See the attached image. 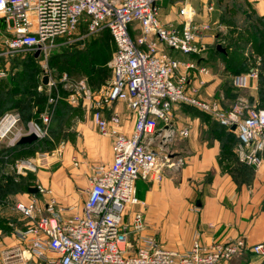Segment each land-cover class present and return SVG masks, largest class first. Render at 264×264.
I'll use <instances>...</instances> for the list:
<instances>
[{"label": "built area", "instance_id": "1", "mask_svg": "<svg viewBox=\"0 0 264 264\" xmlns=\"http://www.w3.org/2000/svg\"><path fill=\"white\" fill-rule=\"evenodd\" d=\"M164 1L0 0V21L5 25L0 32V79L7 73L9 58L38 53L41 86L47 89L39 121L23 125L14 111L0 117V149L11 148L31 134L37 140L45 138L63 89L69 104L82 103L92 113L97 132L110 140L112 152L109 164L93 168L80 212L60 205L51 190L41 187L36 189L45 200L32 197L16 204L26 222L15 233L22 248L8 252L7 259L17 258L21 264H220L249 251L264 260V241L248 246L242 237L209 245L195 240L180 253L145 234V203L137 197L136 185L138 181L160 182L166 169L176 171L182 166L170 154H161L176 135L171 128L176 106H191L230 131L235 126L238 162L254 169L264 162V108L251 109L238 102L223 109L219 101L200 99L198 93L210 69L171 55L174 51L203 56L206 40L217 38L212 32L225 29L213 21H197L199 13L216 12L215 1L176 0L181 22L162 24L159 14ZM80 24L85 25L87 36L108 30L115 45L108 64L112 76L99 93L84 80L72 81L65 73L56 78L47 69L52 52L66 45ZM63 38L68 40L63 42ZM189 73L193 79L188 78ZM255 73L232 77V86L246 88ZM44 77L46 84L42 83ZM116 103L124 104L134 117L129 134L121 130V115L112 111ZM108 111L112 112L106 115ZM190 131L191 126L186 125L178 135L186 138ZM73 164L77 166L78 161L73 159ZM9 166L16 175L33 171L22 161ZM132 207L139 208L127 213Z\"/></svg>", "mask_w": 264, "mask_h": 264}, {"label": "crops", "instance_id": "2", "mask_svg": "<svg viewBox=\"0 0 264 264\" xmlns=\"http://www.w3.org/2000/svg\"><path fill=\"white\" fill-rule=\"evenodd\" d=\"M246 1L254 13L264 16V0ZM175 3L176 0L163 2L159 14L162 24L181 22ZM211 15H214V23L225 28L222 40L224 43L229 29L220 24L219 13L214 12ZM206 43L208 47L213 45L211 38H208ZM191 60L196 61L190 56L184 61ZM213 61L216 62L212 58ZM200 64L206 65L204 61ZM221 67L223 68V65ZM253 70L256 71L255 77L249 81L246 88L242 89V93L240 90L234 92L236 95L234 99L216 89L217 82H214L215 77L211 71L205 79L207 84L201 96L207 94L208 100L219 99L225 109L238 102H242L245 107L258 109L259 69L256 67ZM112 111L121 115V130L124 134H129L134 124L133 115L122 103L114 104ZM112 111L106 112V115ZM173 115L175 120L171 128L176 131V135L163 147V154L168 153L172 158L180 160L182 166L176 171L166 169L164 178L160 182H137V197L145 203V234L155 237L164 248L180 253L187 251L195 240H199L204 245L226 243L238 237H242L248 246L263 242L264 162L259 169L252 168L248 173L239 170L237 163L220 160V142L214 137L209 122H203L199 118H188L184 111L177 107L174 108ZM186 125L191 126L190 134L186 138L180 137L178 132ZM159 127L163 130L167 129L161 125ZM87 129L91 132L93 125L88 126ZM87 140L85 135L87 162L109 164L112 161L109 139L103 137L96 143ZM8 167L3 171L9 172L15 182L29 173L16 175ZM83 172L86 171L35 172L32 188L49 189L60 205L73 207L80 212L82 202L75 191L80 184L83 185L82 187L86 186L85 180L81 179ZM32 197L39 201L45 200L38 191L30 193L29 189L28 193H17L6 199H0V264H21L17 258L7 259V253L22 248L15 233L23 230L26 222L17 213L16 204L27 202ZM138 208L134 207L136 210ZM220 264H264V260L249 251H244Z\"/></svg>", "mask_w": 264, "mask_h": 264}, {"label": "trees", "instance_id": "3", "mask_svg": "<svg viewBox=\"0 0 264 264\" xmlns=\"http://www.w3.org/2000/svg\"><path fill=\"white\" fill-rule=\"evenodd\" d=\"M216 6L219 11L220 24L227 26L229 30L224 43H221L225 51L221 52L217 49L218 44H213L208 49V54L213 59L216 60L218 58L221 61L225 75L230 78L245 74L257 67L260 81L258 109L264 108V16H258L254 13L246 0H216ZM81 26L85 25L80 24L78 29ZM92 38L99 42L101 48L98 51L101 54V67L90 69L89 65L98 61L97 51L86 49L85 53H83L84 55H82L75 49L77 44L74 46L67 44L57 48L51 56V64L58 67L59 71L67 70L71 77H77L81 70H84L88 78H91L94 74L97 75L104 72L103 67L107 65L108 61L110 62L115 45L108 30H102ZM21 54L14 55L5 63L11 65L12 72L5 78L0 79V117L6 112L15 111L20 114L22 124L26 125L30 121H39V116L44 110L47 97L44 93L36 91L39 76V70L37 69L38 59L31 53H25V57L22 59L19 57ZM87 54L89 57H87ZM202 57H194V59L198 63L204 61L206 66H208L207 59L204 56ZM68 59H73V61L71 62ZM111 76L110 69V75L106 79L99 77L97 81L104 85L109 82ZM222 91L225 96L231 99L235 98V90L232 87L231 79L224 83ZM61 93L63 96L66 95L64 91ZM68 109L70 108L62 98L58 102L52 121L54 123L59 121L61 125L62 114H65ZM208 122L212 127L214 137L220 142V160L230 163L235 162L239 165V170L248 173L252 167L239 163L234 153V148L238 141L237 136L216 122L211 120ZM57 128L60 129L61 126ZM54 129V126L49 127L48 134L58 135L61 131L60 129V131L58 130L55 133ZM47 141L46 136L29 144H16L11 148L2 147L0 149V199H6L17 193H28V189L32 188L35 180L33 173H28L25 177H21L18 182H15L14 177L3 170L9 163H14L23 155H32L38 151L39 143Z\"/></svg>", "mask_w": 264, "mask_h": 264}, {"label": "rangeland", "instance_id": "4", "mask_svg": "<svg viewBox=\"0 0 264 264\" xmlns=\"http://www.w3.org/2000/svg\"><path fill=\"white\" fill-rule=\"evenodd\" d=\"M214 1L216 3V0H214ZM216 8H217V6H216ZM215 13H219L218 9ZM213 18H214V15L212 16L211 14L207 15L205 13H199V16L197 17V21L198 22H203V21H208V20L213 21L214 20ZM133 26L134 25H132V28H133ZM4 30H5V25L0 21V32L3 33ZM212 33L216 34V36H217V38H215V40H212L213 44H218V46H220L222 48L221 43H222V40L224 37V35H223L224 30H221V31L214 30ZM86 34H87L86 27L81 26L75 32L74 35L69 37L70 41H68L67 44L72 45V46L77 44V47H75V49H77V51L80 52L82 55H84L83 53H85L86 49H89L90 51L96 50L98 61H96L95 63L93 62L91 65H89V68L93 69L95 67L100 66L101 54H99L98 51L101 48L99 46V42L96 39L92 38V37H95L96 35H88L87 36ZM136 35L137 34L134 32L133 36L135 37ZM67 40H68L67 38L61 39V41H63V42H66ZM62 46H65V45H62ZM210 47H212V46H210ZM210 47H208V45H207V50L205 53H203V55L208 61L207 67L210 69V73L212 71V74L215 77L214 82H217V88L216 89H218V91H220V90L222 91V86L224 85V83L226 81H230V79H232V78L225 75L223 68L221 67V65H222L221 61L218 58H216V62H214V61L212 62V57L209 56V54H208V49ZM54 51H56V49ZM53 52H52V54H53ZM24 54L25 53H22L21 56H19V57L23 59L25 57ZM52 54L50 55V57L48 59L47 69H49V71H51L53 73L54 77L58 78L61 74L65 73L69 77V79L72 81L84 80L89 85V87L92 89V91L95 93H99L101 90H103L104 87L107 86L108 82L106 84L102 85L97 81V78L101 77L102 79H106V77H108L110 75V68L108 65L109 61H108L107 65H105L103 67L104 72L98 73L97 75L94 74L93 76H91V78H88L87 74L84 73V70H81L80 73L78 74V76H77L78 78H77V77L69 76L67 70L59 71L58 67L53 66L51 64V61H50ZM171 55L175 56L177 59H180V60L189 59V56L184 55L180 52L171 51ZM87 57H89L88 54H87ZM68 60L71 62L73 61V59H68ZM212 64H213V66H212ZM11 68L12 67L10 64L7 65V73H6L5 77L8 76V74H10L12 72ZM37 69L39 70V76H38V86L36 87V91L40 92V93H44L47 97V89L41 86V74H42L43 70H42V63L40 60H38ZM252 70H250V71H252ZM188 78L193 79V77H192V75H190V73H189ZM1 79H3V78H1ZM92 79H93V81H91ZM206 84H207V81L205 82L204 87L206 86ZM204 87H202L198 93L200 99H202L204 101L215 100V101L220 102L219 99H215V98L208 100L209 98H207L208 97L207 94L202 95L203 96L202 97L201 92L203 91ZM233 89L236 91V92L234 91L235 93H237L238 90H240L241 93L243 92L242 89H235L234 87H233ZM62 91H64L66 93L65 96L62 95V93H61ZM215 91L216 90H214V92ZM216 94L218 95V92H216ZM60 95L63 98V100L67 103V105L70 109H68L65 112V114H62L61 125H60L59 121L58 122L56 121L55 123H54V121H51L50 122L51 126L49 125V127L54 126L55 133L58 132V130L60 131V129H61V131L59 132L58 135H56V134L49 135L48 134L47 135L48 141L45 143H39L38 148H37L38 151L34 152L32 155H29V156L23 155L21 158H18L16 161H22L26 164V166L33 168V171H27V172L33 173V174L35 172H37V173L47 172V171L50 172L52 170H60V171H65V172L66 171L67 172H69V171L76 172L79 170L86 171V172H83V174H81L82 175L81 179L85 180L86 186L84 185L85 187H82L83 185L80 184V187L76 188V191H75L76 196L81 199L82 203L80 204V206H82L83 201H84L85 196H86L85 191L90 187L89 179L92 176L93 168L97 165L103 164L101 162H95V163H92L90 161L87 162L88 159L86 156L87 155L86 148H85L86 146H84V143H85L84 138L86 135L88 138L87 141H89L90 143H96V141L98 139H102L103 137L100 136L99 133L97 132V129L95 128V126L92 122V113L87 110L86 106H84L82 103H80L79 105H76V106L69 104L67 99H66L67 92L63 89L60 90ZM235 104L236 103H234L232 105V107ZM57 106H58V104H57ZM57 106L55 108L53 117L55 115ZM176 107H177V109L183 110L186 117H188V118H190V117L191 118H199L203 122H208L209 120L213 121L209 116L197 111L195 108H193L191 106H176ZM53 117H52V119H53ZM174 120H175V115H173V121ZM213 122H215V121H213ZM90 125H93V130H91V132L87 129L88 126H90ZM58 126H61V128L58 129L57 128ZM173 138L170 139V141H168L166 143V145H168L171 142V140H173ZM161 154L163 155V152ZM73 159L78 161L77 166H75L73 164ZM9 165H10V163L8 164V166ZM133 210H134V207H132L130 210H127V213H130Z\"/></svg>", "mask_w": 264, "mask_h": 264}, {"label": "water", "instance_id": "5", "mask_svg": "<svg viewBox=\"0 0 264 264\" xmlns=\"http://www.w3.org/2000/svg\"><path fill=\"white\" fill-rule=\"evenodd\" d=\"M217 49L220 50L221 52H224V50L220 46H217ZM34 57L37 58L38 57V53H35L34 54ZM42 83L43 84H46L47 83V78L46 77L43 78ZM234 130H235V126H232L231 127V131H234ZM36 140H37L36 139V136L33 135V134H31V135L22 137L18 141V144H29V143H32V142H34ZM29 192L30 193H37V189L36 188H31V189H29Z\"/></svg>", "mask_w": 264, "mask_h": 264}, {"label": "bare ground", "instance_id": "6", "mask_svg": "<svg viewBox=\"0 0 264 264\" xmlns=\"http://www.w3.org/2000/svg\"><path fill=\"white\" fill-rule=\"evenodd\" d=\"M166 135H168V133H166ZM167 137V136H166Z\"/></svg>", "mask_w": 264, "mask_h": 264}]
</instances>
